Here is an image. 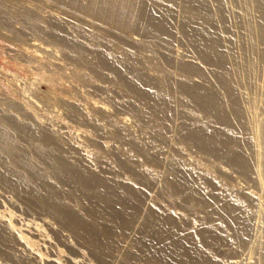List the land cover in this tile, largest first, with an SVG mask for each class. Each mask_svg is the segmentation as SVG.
<instances>
[{"label": "rangeland", "instance_id": "obj_1", "mask_svg": "<svg viewBox=\"0 0 264 264\" xmlns=\"http://www.w3.org/2000/svg\"><path fill=\"white\" fill-rule=\"evenodd\" d=\"M0 264H264V0H0Z\"/></svg>", "mask_w": 264, "mask_h": 264}, {"label": "bare ground", "instance_id": "obj_2", "mask_svg": "<svg viewBox=\"0 0 264 264\" xmlns=\"http://www.w3.org/2000/svg\"><path fill=\"white\" fill-rule=\"evenodd\" d=\"M195 9L196 8H194L193 6H189V5H187L186 6V8H185V11H186V13L188 14V15H190V16H193L195 13H198L199 14V16H204V17H206V15L204 14V12H198V11H195ZM133 10H134V12L135 13H137V14H141V7H139V5L138 6H136L135 8H133ZM207 18V17H206ZM210 45V46H209ZM207 47H208V53L209 54H212V53H215L216 51H218L217 50V48H215V46L213 45V44H209ZM78 53H80L81 54V51L79 52L78 51ZM82 55V54H81ZM206 56V55H205ZM211 56V55H210ZM212 57V56H211ZM124 86V85H123ZM184 92H186V91H184ZM193 99V98H192ZM191 99V100H192ZM189 100V99H188ZM164 105V104H163ZM216 135V134H215ZM202 136V135H201ZM215 138V137H214ZM202 141V140H201ZM58 161V160H57ZM63 165V164H62ZM55 166V165H54ZM66 166V165H65ZM70 168V167H69ZM67 169V168H66ZM62 170H63V168H62ZM69 170V169H68ZM87 187V186H86ZM127 203V202H126ZM125 204V203H124ZM122 206V205H121ZM179 252V251H178Z\"/></svg>", "mask_w": 264, "mask_h": 264}]
</instances>
